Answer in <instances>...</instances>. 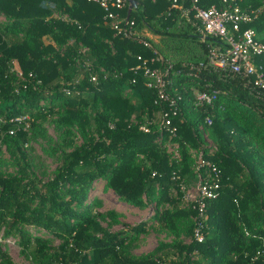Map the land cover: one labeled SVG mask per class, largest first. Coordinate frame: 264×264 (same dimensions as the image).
Segmentation results:
<instances>
[{
    "label": "trees",
    "instance_id": "16d2710c",
    "mask_svg": "<svg viewBox=\"0 0 264 264\" xmlns=\"http://www.w3.org/2000/svg\"><path fill=\"white\" fill-rule=\"evenodd\" d=\"M136 1L127 18L132 32L124 36L91 0H0V141L16 165L14 174L0 173V264H15L4 248L8 237L27 264H264V88L240 73L198 66L218 42L201 35L197 19L166 0ZM236 1L254 15L242 27L264 44V0ZM143 28L165 35L164 48L151 45ZM180 40L194 48L168 58L166 44ZM156 55L162 61L149 66L170 65L164 92L176 99L173 134L159 126L167 103H154L156 90L133 70L137 56ZM257 62L264 70V58ZM194 90H216L217 98L194 106ZM47 116H55L59 154L43 180L20 145ZM212 168L218 187L202 218L183 195L190 182L212 177ZM99 179L122 202L152 204L150 218L118 230L103 226L114 212L93 211L89 191ZM150 226L172 239L130 253Z\"/></svg>",
    "mask_w": 264,
    "mask_h": 264
},
{
    "label": "built area",
    "instance_id": "2783aa9c",
    "mask_svg": "<svg viewBox=\"0 0 264 264\" xmlns=\"http://www.w3.org/2000/svg\"><path fill=\"white\" fill-rule=\"evenodd\" d=\"M98 3L104 11V18L113 29L115 35L127 36L131 34L133 21L126 19L120 14L122 8L128 5L127 0H91ZM170 8H177L179 14L187 20L193 17L200 22L202 36L215 37L217 44L208 47L204 61H199V67H211L218 71H229L240 73L247 77V83L258 88H264V70L257 62L258 58H264V44L258 41L253 28L247 25L253 19V12L242 10L236 0H221L218 6L210 5L207 8L198 6L197 0H166ZM147 47L148 44L144 43ZM139 61L133 70L140 69L145 77L144 86L156 90L157 98L154 103L164 101L168 109L162 110L159 114V126L165 127L168 133L173 134L175 127L171 124V117L176 114V99L164 92L166 84L167 68L164 70L159 66H149L156 61H162L156 55L148 59L137 56ZM133 81V80H132ZM179 97H177L178 99ZM217 98V91H193L192 104L194 106H212ZM204 121L209 125L212 121L210 116H205ZM139 129L146 132L147 127L140 125ZM198 159L197 168L202 164ZM212 177L198 179L196 182V195L192 201L197 204L199 215L204 218L202 210L205 202L215 197V190L218 187V173L212 168ZM194 236L197 241L202 239L198 228L194 229Z\"/></svg>",
    "mask_w": 264,
    "mask_h": 264
},
{
    "label": "rangeland",
    "instance_id": "374dc122",
    "mask_svg": "<svg viewBox=\"0 0 264 264\" xmlns=\"http://www.w3.org/2000/svg\"><path fill=\"white\" fill-rule=\"evenodd\" d=\"M149 38V43L156 44L158 47H163L164 42H167V38L163 34L159 36L152 34L148 29H142ZM177 42V45L175 44ZM179 46V47H178ZM168 58H179L181 52H190L194 48V43L191 41L180 40L170 41L166 44ZM177 51L179 53H175ZM160 53V52H159ZM161 55V53H160ZM162 56V55H161ZM19 75V72H18ZM55 116H47L40 120V130L32 131L28 128L26 140L20 145L22 150L26 154V160L30 163L33 173L41 178L46 179L50 177L58 162L57 155L59 154L58 147V132L55 129L53 119ZM206 144H210V141L204 137ZM77 143L81 141L79 134L76 135ZM16 172V165L8 153L6 145L0 141V173L3 175H12ZM196 195V181L190 182L188 187L184 190L183 204L190 203ZM97 202L93 207V211L99 213H105L107 211L114 212V218L110 219L108 216H104L101 220L103 226L108 227L110 230H118L121 228H127L130 225L137 224L141 221H147L153 213L152 204L147 205L145 208H138L128 203L120 201L117 196L110 190L105 188L104 181L102 179L96 180L92 189L89 191V199ZM171 236L158 230L155 227H147L145 233H141L137 236V239L129 244V252L134 255H143L146 252L151 251L158 242H169ZM185 241L187 238H183ZM4 248H6L8 254L15 264H27L26 260L22 258L18 252V247L15 243V238L8 237L3 240ZM57 240L52 239L51 244L56 245Z\"/></svg>",
    "mask_w": 264,
    "mask_h": 264
},
{
    "label": "water",
    "instance_id": "95a60500",
    "mask_svg": "<svg viewBox=\"0 0 264 264\" xmlns=\"http://www.w3.org/2000/svg\"><path fill=\"white\" fill-rule=\"evenodd\" d=\"M127 2H128V5H127V9H126V16H125L126 19L128 18V14H129L131 7L134 6L137 3V1L136 0H127Z\"/></svg>",
    "mask_w": 264,
    "mask_h": 264
}]
</instances>
